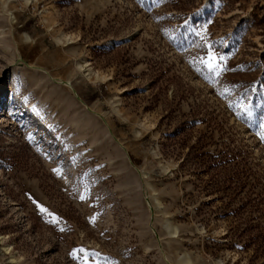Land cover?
<instances>
[{
  "label": "rangeland",
  "instance_id": "1",
  "mask_svg": "<svg viewBox=\"0 0 264 264\" xmlns=\"http://www.w3.org/2000/svg\"><path fill=\"white\" fill-rule=\"evenodd\" d=\"M262 122L264 0H0V264H264Z\"/></svg>",
  "mask_w": 264,
  "mask_h": 264
},
{
  "label": "bare ground",
  "instance_id": "2",
  "mask_svg": "<svg viewBox=\"0 0 264 264\" xmlns=\"http://www.w3.org/2000/svg\"><path fill=\"white\" fill-rule=\"evenodd\" d=\"M13 0H6V4H8V3H11ZM15 1V0H14ZM17 1V3L18 2H20V0H16ZM26 1V3L28 4L29 2H33L34 0H25ZM12 15V14H11ZM26 40H27V42L28 41H30L31 39H30V37H26ZM25 40V41H26ZM64 40H65V42H67L68 43V45L67 46H69V45H71V44H74L75 42H73L72 41V37H70L69 39H68V37L66 36V35H61L59 38H58V42L60 43V44H64L65 42H64ZM116 41H113V42H111V44H114ZM83 60L82 61H79V64H80V66H79V68H78V70L81 72H83V70H85V72L84 73H86L87 75H85L87 78H89L90 80H92V81H94L95 80V83H96V81H105V82H108L109 80L107 79V77H105V76H103V75H100V74H98V73H96V72H94L93 71V69L91 68V65L89 64V62L87 61V59L86 58H82ZM78 61V60H77ZM34 66V65H33ZM34 67H36V66H34ZM39 69H41V68H39ZM78 71V72H79ZM82 72H81V74H82ZM52 79H54V81H56V82H59V84H61V85H65V86H68L72 91H73V93H74V95L76 96V98L79 100V101H81L82 103H83V101L80 99V97L78 96V94H77V92L74 90V88L72 87V84L69 82V81H64V80H58V79H55V78H53V77H51ZM4 96V94L2 93V95H1V97H3ZM174 229V228H173ZM177 229H174V231L173 232H170V234L171 235H173V236H175V235H177ZM8 252L10 251V249H6ZM15 261H14V257H12V259H11V262L10 263H14ZM186 264V263H185ZM187 264H191V262L189 261V260H187Z\"/></svg>",
  "mask_w": 264,
  "mask_h": 264
},
{
  "label": "snow or ice",
  "instance_id": "3",
  "mask_svg": "<svg viewBox=\"0 0 264 264\" xmlns=\"http://www.w3.org/2000/svg\"><path fill=\"white\" fill-rule=\"evenodd\" d=\"M208 47V54L206 57L201 58L200 63L202 65H204L209 72H213L216 75H219L221 71H223V65L220 63V61H222L224 59V57L222 56H218V54L216 52H214L212 50L211 45H207ZM241 108H243V110L249 115H252V105L248 104H241L239 105ZM261 127V132L259 133L260 139L264 140V122H262L260 124ZM57 172H59V170H56ZM86 197H81V199H85ZM42 211H47L46 209H41ZM51 215V214H50ZM77 252H85L84 249H78L75 252H73V257L74 258H79L77 256ZM91 255L93 256H99V253H92ZM82 264H87L86 259L82 260ZM96 264H99V261L96 262Z\"/></svg>",
  "mask_w": 264,
  "mask_h": 264
}]
</instances>
